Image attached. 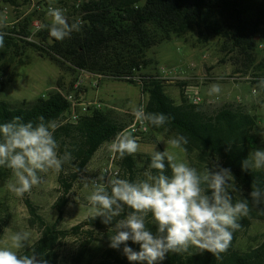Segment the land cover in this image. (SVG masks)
Segmentation results:
<instances>
[{
	"label": "rangeland",
	"instance_id": "1",
	"mask_svg": "<svg viewBox=\"0 0 264 264\" xmlns=\"http://www.w3.org/2000/svg\"><path fill=\"white\" fill-rule=\"evenodd\" d=\"M89 1L56 0L55 6L65 10L68 19L80 21L82 8ZM47 6V0H15L13 4L0 0V31L16 37V46L0 48V101L20 107L51 93H61L70 103L69 109L58 121L61 124L73 123V113L78 114L80 119L102 110L92 105L99 101L105 109L102 111L115 118L122 132L127 131L137 138L140 148L134 157L138 168L144 169L146 157L154 149H165L166 145L161 139L166 141L176 134L166 128L150 129L145 135L133 132V109L146 107L148 101V95H143L139 86L102 74L73 69L68 65L60 66L30 46L29 43L40 45L38 33L45 23H50L46 15ZM32 14L30 23L26 22V18ZM37 21L40 28L35 27ZM148 30L156 41L145 53L148 65L141 72L134 71L131 77L139 81L140 74L158 75L164 81L166 92L176 103H181L183 98L189 100L186 91L194 88L199 92L202 99L200 105L205 109L213 110L227 103L241 105L256 118L253 129L255 143L250 152L264 149V137L259 134L264 130V96L263 88L258 87V80L264 77V24L255 30V48L248 52L234 49L230 39L224 36V30L218 31L217 27L206 23H193L185 32L173 28L163 30L155 24L149 25ZM98 77L100 84L95 87L94 81ZM212 84L221 85L222 91L218 95H208ZM253 89H256L255 93ZM69 96H73L77 103L90 105V110L85 112L81 107L73 106ZM110 103L115 104L116 108L107 107ZM57 144L59 146L60 142ZM169 151L176 152L181 160L198 171L204 170L214 159L202 156L197 150L180 152L169 148ZM121 160L119 156L109 153L107 143H104L65 195L59 183V172L50 171L41 174L43 182L40 185L34 186L23 197H17L7 187L15 179L11 170L0 167V247L9 243V230L28 231L31 234L30 247L39 239L40 224L31 221L26 204V200H29L47 224H54L58 230L66 232L56 246L59 264L99 263L107 254L108 237L112 232L89 227L82 228L76 234L70 231L92 216L87 199L92 191L89 179H95L104 170L119 174ZM219 163L222 166L220 159ZM70 166L67 170H70ZM139 174L146 176L144 171ZM86 183L88 187H85ZM235 185L238 191L232 193L234 202L242 199L244 193L236 182ZM63 198L67 204L59 215L58 203ZM263 242L264 220L253 219L238 236L235 249L246 252ZM26 249L19 250V254Z\"/></svg>",
	"mask_w": 264,
	"mask_h": 264
},
{
	"label": "trees",
	"instance_id": "2",
	"mask_svg": "<svg viewBox=\"0 0 264 264\" xmlns=\"http://www.w3.org/2000/svg\"><path fill=\"white\" fill-rule=\"evenodd\" d=\"M2 1L9 4L15 2ZM82 9L80 31H74L70 37L57 41L50 37L44 28L45 23L38 33L40 45L29 43L30 46L60 66L68 65L73 69L102 74L139 86L141 93L148 95L146 112L164 113L168 117L167 123L159 128L187 136L189 143L184 146L187 152L197 150L206 158L218 157L223 167L232 170L235 182L244 190L242 199L247 198L254 183L264 188V170L250 169L245 172L241 169L242 161L255 143L254 115L234 103L213 110L185 98L181 103H176L166 92L164 81L158 75L140 74L139 81L131 77L134 71L141 72L148 65L145 53L156 42L148 30L151 24L163 30L173 28L185 32L193 23H206L217 27L218 31L224 30V36L230 39L234 49L252 51L255 48V30L264 24V0H90ZM32 16L25 21L30 23ZM74 20L77 19H69V22ZM15 39V35L7 34L4 48L16 46ZM262 93L264 96V88ZM69 107L67 97L58 92L26 102L20 107L0 101V123L11 121L16 116H20L24 122H36L41 115L46 121L58 122ZM149 127L151 130L159 129L152 125ZM121 132L122 127L115 118L102 110L85 115L77 122L58 124L54 137L60 142L59 154L62 156L67 151L73 157L59 172V183L64 195L73 188L74 182L97 150ZM229 145L230 150H226ZM150 161L151 155L146 157L144 169H139L134 154L125 155L121 160L119 176L132 181L146 179L139 173L155 174V170L149 168ZM69 165L70 170H67ZM168 174H171L170 169ZM26 204L31 221L40 224L41 235L36 243L20 254H31V249L35 248L48 264H59L56 246L66 232L58 230L54 224H47L29 200H26ZM66 204L64 198L58 203L59 215ZM249 206V215L238 220L241 227L233 233L230 248L219 259L206 251L190 248L187 253H169L163 264H264V242L246 252L235 249L238 236L250 226L251 221L264 220V212L253 208L250 201ZM127 211L130 209L126 208L125 213ZM148 219L150 222L147 227L155 232L151 217ZM84 227L111 231L109 226L101 222V218L93 219L90 216L70 232L76 234ZM128 246L139 250V245L131 241ZM122 249L123 245L119 250L108 245L106 256L97 264H135L127 260Z\"/></svg>",
	"mask_w": 264,
	"mask_h": 264
},
{
	"label": "clouds",
	"instance_id": "3",
	"mask_svg": "<svg viewBox=\"0 0 264 264\" xmlns=\"http://www.w3.org/2000/svg\"><path fill=\"white\" fill-rule=\"evenodd\" d=\"M44 28L50 37L62 41L82 25L79 20L69 22L65 10L49 6ZM7 33L0 31V48L4 46ZM264 88V77L258 80ZM221 85L212 84L208 95H218ZM256 89H253L255 93ZM135 120L142 126L162 127L168 117L164 113L146 112L144 108L133 109ZM58 124L45 120L43 115L36 122H24L20 116L0 123V167L11 170L14 182L8 184L10 192L23 197L34 186L40 185L41 174L60 172L62 166L73 159L70 152L61 156L54 133ZM264 137V130L259 133ZM163 151L151 153L146 179L132 181L121 178L118 173L104 170L95 179H89L92 191L87 197L92 218H101L113 233L109 247L119 250L135 264H163L169 253H187L190 248L208 252L219 259L228 251L233 233L240 229L238 220L249 215L253 208L264 212V188L253 184L247 198L234 202L232 193L238 191L235 176L230 168L221 166L215 157L202 171L181 160L169 148L186 151L187 136L177 133L163 140ZM109 153L124 158L139 151L140 145L131 133H118L107 142ZM226 150H230L229 148ZM170 169V175L168 170ZM242 171L264 170V149L249 153L241 163ZM88 187V184H85ZM130 209L125 213V209ZM155 225V232L147 227L148 218ZM9 243L0 247V264H48L35 248L31 254H19L29 248L31 234L28 231L9 230ZM139 245V250L128 242Z\"/></svg>",
	"mask_w": 264,
	"mask_h": 264
},
{
	"label": "built area",
	"instance_id": "4",
	"mask_svg": "<svg viewBox=\"0 0 264 264\" xmlns=\"http://www.w3.org/2000/svg\"><path fill=\"white\" fill-rule=\"evenodd\" d=\"M48 1V6H52V7H56V0H47ZM35 27L36 28H40L41 25L40 23L37 21L35 22ZM100 83V77H98L97 79H95L94 81V86L97 87ZM186 94H187V97L189 99V101L191 103H194V104H200L202 99H201V96L199 94V92L194 89V88H189L187 89L186 91ZM69 99L70 101L72 102L73 106H79L82 108L83 111L87 112L90 110V105H86L85 103L83 102H80V103H77L75 98L73 96H69ZM92 105L95 107V108H99L100 107V104L99 103H92ZM144 108V110L146 111V107L142 106ZM72 122H77L79 120V115L76 114V113H73L72 115ZM132 130L133 132L137 133V134H141V135H145L149 132L150 130V127L149 125H146L144 127H142L136 120L134 121V125L132 126Z\"/></svg>",
	"mask_w": 264,
	"mask_h": 264
},
{
	"label": "crops",
	"instance_id": "5",
	"mask_svg": "<svg viewBox=\"0 0 264 264\" xmlns=\"http://www.w3.org/2000/svg\"><path fill=\"white\" fill-rule=\"evenodd\" d=\"M99 84H100V83H99ZM97 87H99V85H98ZM94 103H99V104H100L99 109H102V110L105 111V109H104V107H103V104H102L101 102H99V101H95ZM111 104H112V103L108 104L107 107H109V108H116L115 104H113V105H111ZM109 110H111V109H109Z\"/></svg>",
	"mask_w": 264,
	"mask_h": 264
}]
</instances>
